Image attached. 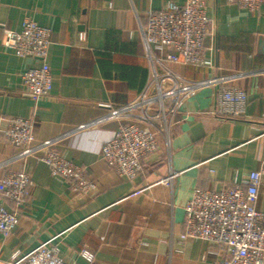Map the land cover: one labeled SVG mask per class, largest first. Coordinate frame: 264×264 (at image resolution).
I'll list each match as a JSON object with an SVG mask.
<instances>
[{"label":"crops","instance_id":"crops-1","mask_svg":"<svg viewBox=\"0 0 264 264\" xmlns=\"http://www.w3.org/2000/svg\"><path fill=\"white\" fill-rule=\"evenodd\" d=\"M167 1L0 0V125L10 116L35 122L29 153L0 130V179L26 170L34 181L17 228L0 233V264L59 234L62 256L71 264H90L80 255L85 246L95 252L92 264H218L220 255L206 240L181 238L185 205L196 188L227 189L235 177L257 169L264 176V4L254 12L227 0H204L212 21L204 44L215 66L166 63L201 85L168 130L157 133L158 151L129 178L107 164L102 147L127 119L119 111L151 79L142 24ZM28 18L52 29L53 85L38 101L25 94L22 74L40 60L2 44L4 29L20 30ZM215 79L247 92L244 114L217 112ZM52 140L64 157L87 169L93 190L74 193L68 179L40 160L47 148L39 145ZM0 202L14 209L1 191ZM257 207L264 211V179Z\"/></svg>","mask_w":264,"mask_h":264},{"label":"built area","instance_id":"built-area-1","mask_svg":"<svg viewBox=\"0 0 264 264\" xmlns=\"http://www.w3.org/2000/svg\"><path fill=\"white\" fill-rule=\"evenodd\" d=\"M227 2L254 12L264 4V0ZM211 22L204 0H186L183 4L168 0L142 24L151 79L138 99L119 111L127 119L120 122L115 136L102 147V158L120 175L129 178L138 175L143 159L158 151L157 133L168 130L185 99L201 85L167 68L166 63L197 68L215 66L212 53L204 44ZM51 33V28L29 18L20 30L5 28L3 31L5 47L20 57L40 60L38 66L22 74L25 94L36 101L48 96L53 85L48 62ZM212 84L217 85L218 113L234 116L245 113L248 94L244 89L226 86L220 79L213 80ZM1 122L0 130L8 143L22 149L21 153L34 150L32 118L1 117ZM38 148H47L40 160L50 166L53 175L68 179L74 193L84 194L95 188L87 169L64 157L54 147V140ZM171 178L162 181L169 182ZM263 179V171L257 169L247 178L235 177L227 189L196 188L185 205V230L181 238L206 240L211 245L210 251L220 255L218 264H264V211L257 207ZM33 184L32 175L26 170L10 171L0 179V191L14 204V209L8 210L0 202V233L7 236L17 228L20 211L28 201ZM59 236L44 240L26 254L17 251L5 264H71L62 256L57 242ZM80 255L90 264L95 260V252L88 246L80 250Z\"/></svg>","mask_w":264,"mask_h":264}]
</instances>
